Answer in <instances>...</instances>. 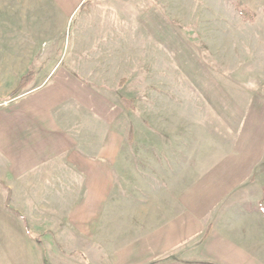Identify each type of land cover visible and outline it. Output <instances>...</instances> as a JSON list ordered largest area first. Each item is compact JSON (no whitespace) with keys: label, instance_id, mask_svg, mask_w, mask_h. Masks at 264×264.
<instances>
[{"label":"crops","instance_id":"obj_1","mask_svg":"<svg viewBox=\"0 0 264 264\" xmlns=\"http://www.w3.org/2000/svg\"><path fill=\"white\" fill-rule=\"evenodd\" d=\"M110 1L26 0L11 16L28 13L21 30L50 35L52 23L63 31L82 14L81 31L92 25L94 36H115L119 26L100 6ZM59 79L63 88L46 90L47 78L34 77L21 106L0 112L6 243L27 249L31 264H264V91L233 92L228 124L206 127L205 139L175 156L170 140L128 141L122 126L111 132L109 98L65 73ZM64 93L98 122L76 126L78 114L57 112ZM125 145L135 148L132 161Z\"/></svg>","mask_w":264,"mask_h":264},{"label":"rangeland","instance_id":"obj_2","mask_svg":"<svg viewBox=\"0 0 264 264\" xmlns=\"http://www.w3.org/2000/svg\"><path fill=\"white\" fill-rule=\"evenodd\" d=\"M24 2L0 0V112L25 101L20 97L28 87L10 97L25 73L47 78L46 90L62 87L65 79L61 84L59 78L65 73L105 102L109 98L111 132L122 126L128 141L170 140L175 156H181L192 141L205 139L206 127L228 124L230 116L224 111L233 107V92L264 91V0H111L100 6L110 9L105 21L119 26L115 36H94L92 25L81 31L82 14L68 19L63 31L52 23L56 32L50 35L34 34L29 27L26 32L19 24L29 25L28 13L25 20L19 11L11 16ZM66 96L61 94L57 112L78 114L76 126L98 122L94 113ZM122 99L131 107L123 106ZM124 149L127 161H132L135 148ZM121 184L114 180L112 187ZM82 198L75 197L78 202ZM49 219L47 224L53 221ZM8 234L0 223V264H31L27 249L6 243ZM10 253L16 261L7 257Z\"/></svg>","mask_w":264,"mask_h":264},{"label":"trees","instance_id":"obj_3","mask_svg":"<svg viewBox=\"0 0 264 264\" xmlns=\"http://www.w3.org/2000/svg\"><path fill=\"white\" fill-rule=\"evenodd\" d=\"M240 12L244 15L247 14V10L246 9H241ZM34 78V74L32 72H27L25 73L23 76H21V78L19 79L18 85L15 88V90L10 94L11 96L17 95L19 93H23L25 91V89L30 85V83L32 82ZM121 103L123 104V106H125L126 108L131 107V105L129 106V102H127L126 100L122 99ZM128 105V107H127Z\"/></svg>","mask_w":264,"mask_h":264}]
</instances>
